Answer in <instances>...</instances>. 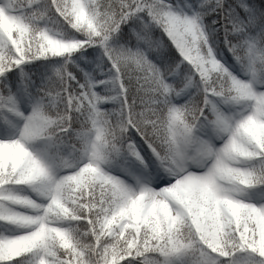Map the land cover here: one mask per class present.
<instances>
[{"label":"snow or ice","instance_id":"6c2138e0","mask_svg":"<svg viewBox=\"0 0 264 264\" xmlns=\"http://www.w3.org/2000/svg\"><path fill=\"white\" fill-rule=\"evenodd\" d=\"M0 264H264V0H0Z\"/></svg>","mask_w":264,"mask_h":264}]
</instances>
